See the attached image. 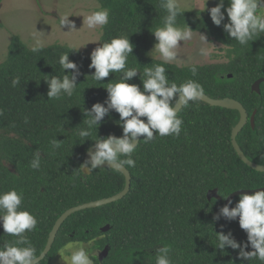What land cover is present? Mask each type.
Returning a JSON list of instances; mask_svg holds the SVG:
<instances>
[{"label": "trees", "instance_id": "obj_1", "mask_svg": "<svg viewBox=\"0 0 264 264\" xmlns=\"http://www.w3.org/2000/svg\"><path fill=\"white\" fill-rule=\"evenodd\" d=\"M97 1L109 10L100 44L126 35L134 45L126 67H136L142 74L145 67L163 64L170 83L179 85L193 79L210 97L240 101L249 117L256 110L254 127L248 120L236 140L248 159L264 164V82L259 93L251 89L255 80L264 77V34L243 46L232 39L223 29V23L228 22L229 0L222 9L225 20L221 26L212 22L209 9H183L177 24L184 27L186 23L193 31L222 44L228 58L225 62L195 64L198 72L193 76L191 65L164 63L149 54L155 42L152 31L162 26L167 15L161 7L164 0ZM73 48L55 42L32 52L18 35H13L0 61V192L12 188L23 192L22 208L38 221L35 230L26 233L38 255L62 212L116 194L125 183L124 175L113 168H98L87 175L79 169L97 135H122L117 123L119 114L111 111L84 142L78 136L79 130L87 128L89 117L84 110L96 102L103 103L108 83L117 82L121 73H110L103 81H95L91 76L95 69L89 68L91 53ZM67 52L81 73L76 89L71 97L49 99L44 79L70 75L72 70H63L59 64L60 56ZM16 76L21 82L13 87ZM141 79L138 73L129 82L142 88ZM178 116L183 119L179 136L156 134L148 143L140 138L133 154L136 166H125L131 174L129 192L115 202L67 217L40 264H50L70 242L89 240L94 241L92 245L99 253L108 247L101 259L99 254L92 256L93 264H156V249L165 244L171 246L172 264H262L258 259L242 261L237 258V250L226 248L221 252L215 247V232L221 230H230L238 241L247 240L238 220H214L225 205L223 196L238 189L264 187V172L245 164L231 143V130L239 120V112L201 100L183 106ZM54 138L59 140L60 148L52 147L50 141ZM36 151L42 155L41 166L32 169L30 162ZM213 188H217L220 199L207 198V191ZM238 200L239 195L233 198L231 207ZM107 224L109 229L102 231ZM15 239L0 225V247Z\"/></svg>", "mask_w": 264, "mask_h": 264}, {"label": "clouds", "instance_id": "obj_2", "mask_svg": "<svg viewBox=\"0 0 264 264\" xmlns=\"http://www.w3.org/2000/svg\"><path fill=\"white\" fill-rule=\"evenodd\" d=\"M206 2L207 0L205 4ZM161 7L166 9L167 15L162 26L152 31L156 40L152 51L158 52L163 62L168 63L177 58L180 42L190 40L193 30L186 23L184 27L177 24V17L185 12L180 0H164ZM224 7L225 0H218V3L209 9L211 20L216 26H221L225 20V11H222ZM258 9H264V0H229V6L226 8L228 22L223 23L224 31L242 46L258 39L264 34V15L259 14ZM69 16L59 17L60 27L67 26L69 29L65 32L76 29ZM108 21L107 8H100L83 18V24L89 29H102ZM39 33L41 34L32 36L33 43L30 46L32 52L41 51L45 47L43 32ZM202 39L207 42L204 35ZM133 47L129 36L121 35L112 38L110 42L98 44L90 54L89 68L95 69L91 75L95 81H103L110 73H121V76L117 82L108 83L106 87L108 96L103 103L96 102L91 109L84 110L85 115L89 117L85 121L87 128L79 130L78 136L84 142L92 135L91 130L98 129L104 117L111 111L119 114L117 123L122 128V135L117 137L109 134L106 138L97 135L94 147L86 149L87 156L80 165L79 169L84 174L85 169L91 173L104 167H111L117 171H123L125 166L134 168L136 160L133 154L141 141L140 138L143 137L144 142L148 143L156 134L160 137L179 136L183 126V119L178 116L179 108L187 106L189 102H199L204 97L205 89L196 80L188 79L179 85L175 82L170 83L163 64L145 67L142 74L136 67H126ZM209 54L207 48L200 49V55ZM59 64L63 70L72 71L68 72L70 75L65 74L62 78L53 75L44 79L48 85L49 99H59L62 95L71 97L81 75L78 65L69 59L68 52L60 56ZM189 70L195 76L198 66L193 64ZM138 73L140 79L141 75L145 77L141 79L142 88L136 83L129 82ZM20 82V77L16 76L12 80V86L16 87ZM0 115H3L2 110ZM25 123H28L27 117ZM50 143L54 149L61 147L57 138ZM41 157L39 151L33 153L30 162L32 169L40 168ZM231 192L233 191L223 197L227 199ZM23 199V192L15 188L0 192V225L4 233L16 237L12 243H5L0 247V264H40V260L43 259L44 253L38 255L35 246L26 235L27 232L35 230L38 221L34 214L22 208ZM232 203L229 199L219 209L214 220L218 221L223 217L228 221H234L238 218L239 226L246 232L247 240L238 241L230 230L226 233L221 230L215 232L217 241L215 247L221 252L226 248L237 250V258L242 261L258 259L264 264V187H260L252 194L242 192L234 207H230ZM221 227L223 229V226ZM93 243V240H89L87 245L68 243L58 253L62 257L64 252L70 251L71 264H93V259L86 250ZM249 248L251 250H247ZM171 251V246L167 244L158 247L156 264H172Z\"/></svg>", "mask_w": 264, "mask_h": 264}, {"label": "rangeland", "instance_id": "obj_3", "mask_svg": "<svg viewBox=\"0 0 264 264\" xmlns=\"http://www.w3.org/2000/svg\"><path fill=\"white\" fill-rule=\"evenodd\" d=\"M180 4L182 9L203 11L213 7L215 0H207L206 4L205 0H180ZM100 8L97 0H0V61L5 58L8 43L13 35H18L28 46H31L33 34H41L39 32H43L45 45L57 42L90 54L100 44L101 29H89L83 24V18ZM258 13L264 15V9H259ZM65 15H70L69 20L75 23L76 29L65 32L69 30L68 27H60L59 17ZM202 35L206 37L203 33L193 31L190 40L181 41L177 58L170 62L186 66L227 61L225 47L208 37L205 42ZM155 43L156 40L149 54L162 60L158 52L152 51ZM202 47L207 48L210 54L200 55ZM65 247L66 245L62 249ZM86 250L90 258L98 254L93 245ZM70 255V251L64 252L62 257L57 253L50 264H71Z\"/></svg>", "mask_w": 264, "mask_h": 264}, {"label": "water", "instance_id": "obj_4", "mask_svg": "<svg viewBox=\"0 0 264 264\" xmlns=\"http://www.w3.org/2000/svg\"><path fill=\"white\" fill-rule=\"evenodd\" d=\"M262 82H264V77H261V78H258L257 80H255L251 86L252 91L259 93L260 92V84ZM202 101L209 104V105H212V106H219V107H223V108L234 109V110H237L239 112V120L232 127V130H231V135H230L231 143H232L235 151L237 152L238 156L241 158V160L245 164H247L248 166H250L251 168H253L257 171L264 172V164H259V163L253 162L250 159H248L245 156V154L243 153L241 147L239 146V144L237 143V140H236L238 133L240 132V130L243 128V126L246 124V122L248 120L250 121L251 126L254 127V115H255L256 110H254L249 117L247 110L245 109L243 104L240 101H238L234 98H231V97L213 98V97H210L209 95L204 93V97H203ZM182 107L179 108V105L177 106V108H179V110ZM94 145H95V143L92 146H90L89 148L94 147ZM85 156H87V152H86ZM108 168H111V167H108ZM84 172H85V174H90L87 172V169H85ZM119 172H121L125 178L124 187L121 191H119L116 194H113L111 196H108V197H103V198H100L97 200H91L88 202H84V203L72 206V207L66 209L64 212H62V214L55 220L53 227L48 234L46 244H45L43 250L41 251V253L42 252L44 253L43 259L45 258L47 253L51 250V247H52L53 242L55 240L56 234H57L60 226L62 225V223L65 221V219L67 217H69L71 214H73L77 211H80V210L99 207V206H102V205H105V204H108L111 202H115L119 199H122L129 192L130 186H131V174L126 167L123 169V171H119ZM259 188L235 190L228 195L227 199H225V204L228 202L229 199L233 200V198L235 196L239 195L242 192L252 194L255 191L259 190ZM212 197H215L217 199L221 198L217 193V188H213V189H210L207 191V198L210 199ZM230 207H231V205H230ZM237 220H238V218H237ZM109 227H110L109 224H107V225L103 226L101 228V230L106 231L109 229ZM107 248L108 247H105L103 249V251L100 253V255H99L100 259L102 258L103 255H105L107 253ZM43 259H41V260H43Z\"/></svg>", "mask_w": 264, "mask_h": 264}, {"label": "flooded vegetation", "instance_id": "obj_5", "mask_svg": "<svg viewBox=\"0 0 264 264\" xmlns=\"http://www.w3.org/2000/svg\"><path fill=\"white\" fill-rule=\"evenodd\" d=\"M98 252V251H97ZM98 254L100 255V253L98 252Z\"/></svg>", "mask_w": 264, "mask_h": 264}]
</instances>
